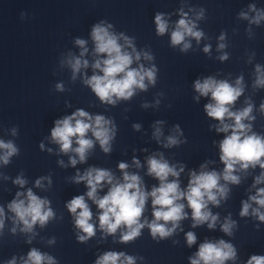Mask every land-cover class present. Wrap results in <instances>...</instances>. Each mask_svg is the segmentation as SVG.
I'll use <instances>...</instances> for the list:
<instances>
[{"label": "clouds", "instance_id": "obj_1", "mask_svg": "<svg viewBox=\"0 0 264 264\" xmlns=\"http://www.w3.org/2000/svg\"><path fill=\"white\" fill-rule=\"evenodd\" d=\"M249 7L250 10L256 12L255 17L250 21L251 23L259 24L261 20H264V11L257 10L255 5ZM180 15L181 18L171 32V44L172 46L183 44L181 50L186 51L191 46L190 43L185 42L186 37H192L199 42L203 32L195 30L196 24L187 19V14L183 10H181ZM202 16L203 10L198 14L197 19ZM240 16L248 19L247 13L242 12ZM155 25L158 35H163L168 30V22L164 19L163 13L155 15ZM112 27L111 24H105L104 21L93 26L91 39L94 43V55L103 58L96 59L91 67L102 74H96L94 71V74L84 81L101 102L108 104H115L118 99L128 100L134 95L136 89L146 90V79L149 83L155 84L157 71L154 65L151 68H145L142 64L138 67H132L134 61L141 59V55L146 60H151L152 56L147 52H137L132 39L124 36L123 33L117 35L110 31ZM220 39H224L223 34ZM121 40H123V44L119 42ZM86 43L83 39H76L75 44L82 51L79 57L69 54L66 61L72 69L73 78L82 68L89 67V61L83 58L88 52ZM224 47L223 43L219 45L221 49ZM126 48H131V52L127 51ZM209 50V46L204 48L205 52ZM219 59L222 61L228 59L227 54L220 56ZM255 71L257 74L255 86L264 87V70L260 65H257ZM56 87L58 90H63V86L60 84ZM194 88L200 96L207 97L210 94L213 102L205 105V111L210 118L220 122L217 131L227 133L231 129V134L227 135L219 145L220 160L225 165L222 179L232 184H238L240 182L239 177L233 174L236 165L245 170L249 166L255 168L257 165L264 169V137L255 133L247 134L251 130V125L244 123L245 120L255 119L251 115L253 111L252 104H248L247 107L237 112L230 110V106L244 91L243 77L236 79L235 86L226 80L217 81L212 77H208L202 82L196 80ZM261 111H264V104H261ZM226 118L232 119L234 124L225 123ZM110 123L111 121L105 119L102 115L93 117L86 111L78 109L71 115L55 121V126L51 130V138L60 145L62 152L73 151L79 157V161L84 162L87 151L93 147V140L86 138L89 132L99 142L105 153L111 150L110 141L115 135V129L114 126L109 127ZM133 127L139 129V125ZM177 131H179V126H177ZM13 134H15V130H13ZM154 135L159 138L161 135L159 128L156 129ZM74 138L76 145H78L75 148H73ZM178 143L179 141L175 137L170 136L166 146ZM41 148H43V145H41ZM0 149L5 150L4 155L0 156V161L4 164L9 163L10 157L18 152L11 141L5 143L0 140ZM70 163L75 166L77 160L72 158ZM133 163L140 167L138 160L134 159ZM147 164L148 174L154 176L160 182L159 187H154L150 193L144 190L141 178L138 175L129 174L126 171L128 165L123 162L118 165L123 172V182L116 180L110 171L104 169L90 168L83 175L77 174L76 182H86L88 187L87 197L101 210L98 217L100 229L106 234H114L122 225L125 226L127 231L122 233L120 240L122 243H127L137 238L141 234V229L147 224L153 238L157 236L161 239L166 238L175 231L178 222L186 217L184 213L185 205L178 203L181 199H185L188 207L192 210L193 227L205 222H208L210 229L215 227L217 216L212 215L207 210V205L209 203L218 205L217 196L224 198L227 195L228 189L219 183L220 174L216 171L204 170H201L199 174L192 172L186 191H182L176 180L168 181L169 176L178 177L180 172L170 166L162 156L159 159L155 157L148 158ZM201 167L203 169L204 166ZM180 171H183V167L180 168ZM261 182H264V172H261L260 176L255 179V184ZM14 183L23 187L26 181L17 177ZM105 183L110 185L109 190L105 195L98 198L97 192ZM36 186H41V180L36 181ZM22 195L18 192L16 194L17 198L8 204V209L14 213L16 221L23 224L21 231L31 232L35 224L39 223L44 226L54 217L52 209L47 207L49 201L41 199L31 189L27 191L26 199H20ZM149 196L152 198L154 219L151 223L147 221L141 223L140 217ZM249 200L259 206L252 209V214L264 222V213L260 212V208H264V188H259L255 195L249 197ZM66 206L69 212L75 216L76 227L85 234L78 236V240L85 242L93 237L95 228L90 223L92 212L85 201V197L83 195L76 196ZM250 207V203L243 202L240 215L242 217L247 216ZM4 215V209L0 207V229L4 227ZM160 221L164 223H160ZM168 222H171V228L166 227ZM234 224V221L226 220L221 226V230L231 235ZM12 231L15 232L16 229L13 228ZM186 240L189 246L193 245L196 242L195 234L188 232ZM53 242L54 240L49 241V243ZM235 259L236 250L233 245L221 239L218 242L205 241L200 244L194 258H190V264H225L226 261ZM7 264H16L15 258L8 261ZM23 264H55V261L51 256L42 254L33 248L28 252L27 259L23 261ZM95 264H134V258L122 252L109 251L101 255L95 261ZM246 264H264V256L252 255Z\"/></svg>", "mask_w": 264, "mask_h": 264}]
</instances>
